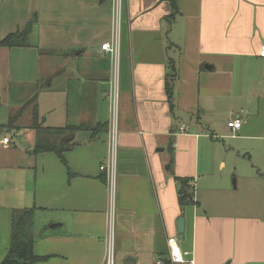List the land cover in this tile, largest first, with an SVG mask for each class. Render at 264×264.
I'll return each instance as SVG.
<instances>
[{"label":"crops","instance_id":"crops-1","mask_svg":"<svg viewBox=\"0 0 264 264\" xmlns=\"http://www.w3.org/2000/svg\"><path fill=\"white\" fill-rule=\"evenodd\" d=\"M179 11L169 24L170 4L160 0H0V42L31 26L26 47L0 48V127L14 114L4 84L26 90L24 101L53 89L42 84L44 50L64 52L50 57L48 70L62 76L53 94L65 100V122L88 126L69 140L65 164L34 153L31 120L21 130L0 128L33 143L18 148L11 136L0 138V263L15 211L34 209V253L47 257L36 264H106L110 249L119 264L166 263L169 239L194 264H264L263 170L243 176L248 204L212 205L209 197L216 169L234 156L264 164V0H179ZM108 42L115 56L102 50ZM236 119L241 128H228ZM102 124L107 131L92 139L90 129ZM67 125L75 124L51 128ZM113 151L112 195L101 167ZM176 178L190 180L199 206H180ZM219 187L232 192L226 178Z\"/></svg>","mask_w":264,"mask_h":264},{"label":"trees","instance_id":"trees-1","mask_svg":"<svg viewBox=\"0 0 264 264\" xmlns=\"http://www.w3.org/2000/svg\"><path fill=\"white\" fill-rule=\"evenodd\" d=\"M160 2L169 3L171 7V13L167 17L169 24H172L176 17L179 15V0H160ZM28 36L24 34V32L17 31L15 33L9 34L6 38H4L0 42V48H16V47H26ZM42 52V51H41ZM168 73L165 78V86L166 92L168 96V101L170 103L171 110H174V85L173 83L177 79V69L174 60L169 61ZM38 101V95H34V97L29 100L25 108L33 105ZM25 108L20 109L16 113H14L9 123L6 127L9 130H21L22 128L18 125L19 120L21 119V115L23 114ZM30 129L39 132L40 130H44L47 128L43 127L39 117L38 106L35 105L34 112L32 114ZM88 126L86 125H67L63 128H49L47 130L62 132L67 131L69 135L63 139L59 144L50 143L44 137H37L34 153L42 154V153H55L61 162L66 163L64 154L71 149V145L69 140H73V136L76 132L87 130ZM108 126L105 124L98 125L94 129H90L92 131V139L95 137L96 131H107ZM68 138V141L66 139ZM170 168V167H169ZM176 183L179 185L178 193H179V204L182 208L188 206H199L198 202L195 200L193 193L191 194L189 187V179L184 178H176ZM34 224V209H25L20 211H15V214L12 219V240L11 247L4 258V260L0 264H36L38 262H42L47 260V257H38L34 253V238L32 234V228ZM166 264H170V261L167 260Z\"/></svg>","mask_w":264,"mask_h":264},{"label":"rangeland","instance_id":"rangeland-1","mask_svg":"<svg viewBox=\"0 0 264 264\" xmlns=\"http://www.w3.org/2000/svg\"><path fill=\"white\" fill-rule=\"evenodd\" d=\"M28 39V38H27ZM52 55H60L63 56L64 52L61 54L59 53H52L49 51L44 50L41 54V68H42V84L44 85L46 82H49L53 84V89L49 90L47 87L41 88V94L39 100L34 103L33 105H30L25 108L26 103L31 100L34 95L38 92V89L31 91V93L28 95V97L24 101V96L26 94V90H20L18 89L16 84H10L9 86L2 89L1 96L2 100L10 102V105L14 108V113L19 111L22 108H25L23 114L21 115V119L18 122V125L21 128H24V126H27L26 124L32 119V114L34 112L35 105L38 106L39 110V117L41 120V123L43 124L44 128H51V126H64L66 124H77V122L72 121H66L65 122V100L63 97H61L59 94L60 92H57L56 94H53V92L58 89V80L56 78L62 77L61 74L57 77H50V73L48 70L50 57ZM8 88H11L8 90ZM17 110V111H16ZM51 114V117H49ZM80 122V120H78ZM44 129L43 131L40 130L39 132H36L35 134L37 137H44L48 142L59 144L63 141V139L66 138V136L69 135V132L62 131V132H56V131H50ZM53 129V128H52ZM11 136L18 148H23L24 146H30L31 141L28 139V137H24L23 135L18 136L17 132H7L4 134V132L0 131V138L3 137V135ZM8 138V137H7ZM37 138L35 137V142ZM68 138L66 139V141ZM35 145V144H34ZM203 157H205L204 152H202L201 159L204 160ZM231 160V159H230ZM229 160V161H230ZM233 165H230L228 163V167L225 168H219L216 169V175L212 179L216 183L217 190L215 193H213L212 196H209L211 201L210 203L212 205H219L223 202H229V203H235L240 205H246L249 202V199L243 198L241 184L243 176L251 175V173H254L258 171L259 169L263 170L264 172V164L259 165L256 161H254L251 157L247 155H241V156H234L232 158ZM261 166V167H260ZM263 167V169H262ZM217 168V167H216ZM233 175V177H232ZM238 176V177H237ZM226 178L228 183L231 184V193L227 194L224 192V189L219 187V184ZM239 179V180H238ZM240 181V187H238L237 183ZM194 191V190H192ZM192 191L190 192L192 194ZM195 193V192H194ZM242 196V197H240ZM195 199L198 201V193ZM217 209L216 206H211L210 210ZM180 241V240H179ZM119 264L118 260L117 263Z\"/></svg>","mask_w":264,"mask_h":264},{"label":"built area","instance_id":"built-area-1","mask_svg":"<svg viewBox=\"0 0 264 264\" xmlns=\"http://www.w3.org/2000/svg\"><path fill=\"white\" fill-rule=\"evenodd\" d=\"M102 50L104 52L110 53L113 56L117 54V46L110 42L103 44ZM260 56L264 58V46L262 47L260 51ZM241 125H242V121H240L239 119H236L228 123V128L238 130L241 128ZM181 130L184 131L185 128L182 127ZM9 142H10L9 138H4L2 141L4 145H8ZM114 163H115V157H114V151H113V154H111L110 161L108 162V164L103 165L101 167V170L108 172L109 176L111 177L110 188H111L112 195L114 192ZM168 246H169L170 264H194L192 252L184 251L180 247L178 240L169 239ZM106 264H115L112 249H110L108 252V255L106 258ZM155 264H166V263L163 260L159 259L156 261Z\"/></svg>","mask_w":264,"mask_h":264},{"label":"water","instance_id":"water-1","mask_svg":"<svg viewBox=\"0 0 264 264\" xmlns=\"http://www.w3.org/2000/svg\"><path fill=\"white\" fill-rule=\"evenodd\" d=\"M30 30H31V26L28 27V29L24 32V34L27 36ZM177 228H178L179 238L183 240L185 237L184 235L185 234V219L184 218L179 219L177 223ZM126 264H134V262L132 260H128Z\"/></svg>","mask_w":264,"mask_h":264}]
</instances>
